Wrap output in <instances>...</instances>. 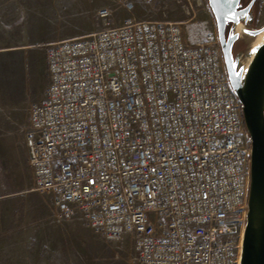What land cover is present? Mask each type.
<instances>
[{
  "label": "built area",
  "instance_id": "2783aa9c",
  "mask_svg": "<svg viewBox=\"0 0 264 264\" xmlns=\"http://www.w3.org/2000/svg\"><path fill=\"white\" fill-rule=\"evenodd\" d=\"M44 45L49 80L28 107L32 189L57 219L81 218L107 241L130 236L141 264H240L252 139L217 28L109 19Z\"/></svg>",
  "mask_w": 264,
  "mask_h": 264
},
{
  "label": "crops",
  "instance_id": "0c3cea01",
  "mask_svg": "<svg viewBox=\"0 0 264 264\" xmlns=\"http://www.w3.org/2000/svg\"><path fill=\"white\" fill-rule=\"evenodd\" d=\"M116 0H0V264H87L79 248L78 231L53 217L52 196L32 189V170L25 127L29 104L3 98L10 81L28 61L35 76L48 75L47 60L37 58L41 46L87 34L102 23L95 15ZM88 12L91 24L79 28L73 14ZM109 21L129 18L119 9ZM49 77V76H48ZM46 85L36 99L40 98Z\"/></svg>",
  "mask_w": 264,
  "mask_h": 264
},
{
  "label": "water",
  "instance_id": "95a60500",
  "mask_svg": "<svg viewBox=\"0 0 264 264\" xmlns=\"http://www.w3.org/2000/svg\"><path fill=\"white\" fill-rule=\"evenodd\" d=\"M208 1L217 22L230 81L252 139L251 185L240 264H264V24L246 26L256 0L241 10L240 0ZM228 20L234 25L227 36ZM242 32L253 38L260 34L262 37L256 46H251ZM236 42L243 47L241 50H236Z\"/></svg>",
  "mask_w": 264,
  "mask_h": 264
},
{
  "label": "rangeland",
  "instance_id": "374dc122",
  "mask_svg": "<svg viewBox=\"0 0 264 264\" xmlns=\"http://www.w3.org/2000/svg\"><path fill=\"white\" fill-rule=\"evenodd\" d=\"M133 4L131 10L127 9L129 17L162 20L187 19V15L176 0H133ZM115 14L117 15L116 12ZM96 17L102 21L97 27L100 29L104 26V22L103 19ZM71 19L79 28H87L91 24L88 12L73 14ZM188 24L189 29L196 37L215 28V18L208 0H203V8L199 11L196 21H191ZM258 24H264V0H261ZM32 47L38 55L39 62H41V59L45 60V50L41 46ZM30 65L32 66L28 61L21 65L19 72L9 82L11 91L3 96L5 100L18 105L29 104L31 100H36L42 88L47 85L49 80L47 73H44L43 77L40 75L35 76L31 72ZM51 211L53 217L56 218L53 214L52 205ZM56 220L62 224H67V229L78 231L82 240L79 242V248L87 264H141L138 261V252L130 236L117 241H107L96 234L81 218H56Z\"/></svg>",
  "mask_w": 264,
  "mask_h": 264
},
{
  "label": "flooded vegetation",
  "instance_id": "af4514ba",
  "mask_svg": "<svg viewBox=\"0 0 264 264\" xmlns=\"http://www.w3.org/2000/svg\"><path fill=\"white\" fill-rule=\"evenodd\" d=\"M250 2H251V0H240L238 10L245 8ZM260 8H261V0H256L253 7L251 8L252 16H250V15L247 16V18L249 19V22L247 23L246 26H250V27L260 26L258 24L259 15H260ZM212 13H213V11H212ZM213 16H214V13H213ZM214 18H215V16H214ZM215 24H217L216 19H215ZM233 25H234V21H232V20L227 21V23H226V35L227 36H228L230 30L232 29ZM235 48H236V50H241V48H243V47L240 46L239 42H236Z\"/></svg>",
  "mask_w": 264,
  "mask_h": 264
},
{
  "label": "bare ground",
  "instance_id": "6f19581e",
  "mask_svg": "<svg viewBox=\"0 0 264 264\" xmlns=\"http://www.w3.org/2000/svg\"><path fill=\"white\" fill-rule=\"evenodd\" d=\"M261 17H262V16H261ZM241 36H242L244 39L248 40V42L251 43V46H256V45L260 42L261 37H262V34H260V35H258L257 37H254V38H253V37H251V36H249V35H247V34H245V33L242 32Z\"/></svg>",
  "mask_w": 264,
  "mask_h": 264
}]
</instances>
